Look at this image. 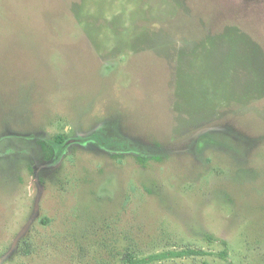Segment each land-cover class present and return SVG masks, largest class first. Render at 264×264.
Returning a JSON list of instances; mask_svg holds the SVG:
<instances>
[{
	"label": "rangeland",
	"instance_id": "1",
	"mask_svg": "<svg viewBox=\"0 0 264 264\" xmlns=\"http://www.w3.org/2000/svg\"><path fill=\"white\" fill-rule=\"evenodd\" d=\"M184 250L264 264V0H0V264Z\"/></svg>",
	"mask_w": 264,
	"mask_h": 264
},
{
	"label": "trees",
	"instance_id": "2",
	"mask_svg": "<svg viewBox=\"0 0 264 264\" xmlns=\"http://www.w3.org/2000/svg\"><path fill=\"white\" fill-rule=\"evenodd\" d=\"M39 146L44 154V157L46 160H49L53 154V147L47 142V141H41L39 142ZM136 162L143 167H146L147 160L143 158H136ZM196 256V255H202V252L200 251H194V250H184L180 252H167L162 253L158 255H151L146 258H136L134 256H128L124 262V264H150L153 261H159L164 260L167 258H180L185 256Z\"/></svg>",
	"mask_w": 264,
	"mask_h": 264
},
{
	"label": "water",
	"instance_id": "3",
	"mask_svg": "<svg viewBox=\"0 0 264 264\" xmlns=\"http://www.w3.org/2000/svg\"><path fill=\"white\" fill-rule=\"evenodd\" d=\"M26 228H27V227H25V229H23V230L18 234V236L16 237V239H15V241H14L15 243L18 241V239H19L20 237H22V235L24 234ZM15 243H14V244H15Z\"/></svg>",
	"mask_w": 264,
	"mask_h": 264
}]
</instances>
